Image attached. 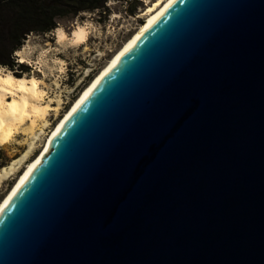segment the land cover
Masks as SVG:
<instances>
[{
    "label": "water",
    "instance_id": "1",
    "mask_svg": "<svg viewBox=\"0 0 264 264\" xmlns=\"http://www.w3.org/2000/svg\"><path fill=\"white\" fill-rule=\"evenodd\" d=\"M0 264H264V0H175L0 213Z\"/></svg>",
    "mask_w": 264,
    "mask_h": 264
},
{
    "label": "rangeland",
    "instance_id": "2",
    "mask_svg": "<svg viewBox=\"0 0 264 264\" xmlns=\"http://www.w3.org/2000/svg\"><path fill=\"white\" fill-rule=\"evenodd\" d=\"M140 1H142V4H137L135 1L125 3L112 0L106 5V10L84 12L76 18L61 20L58 27L66 31L67 35H71L77 25L86 26L89 36L81 45L68 42L64 48L58 46L55 37L56 30L48 34L31 33L26 37L20 49L23 50L28 45L29 48L32 47L29 61L27 59L25 63L20 62V56H17V52L14 54L17 60L16 63L24 65L28 69L23 70L19 66L8 68L0 65V68L11 70L19 76L35 75L45 82L48 97L55 100L61 98L62 100L59 115L56 116L52 113L49 117L50 125L45 128L43 133L40 132V139L36 141V146L30 159L23 164L20 171L12 176V181L5 182L4 186L2 185L0 202L12 188L18 176L27 167V163L40 153L48 135L57 125L59 119L70 108L84 88L109 63L113 55L138 30L142 21L138 18L139 15L145 10L147 5L156 0ZM131 9H134V13L130 11ZM48 43L51 44L50 47L47 46ZM44 51L48 52L44 58V62H46L44 63L45 67H42L43 72L41 73L38 71L40 68L35 62H37L40 53ZM32 61L35 62L33 63ZM26 151L27 149H24L16 160L22 158ZM13 162L14 160L12 161L8 156V152L0 148V167H9Z\"/></svg>",
    "mask_w": 264,
    "mask_h": 264
},
{
    "label": "bare ground",
    "instance_id": "3",
    "mask_svg": "<svg viewBox=\"0 0 264 264\" xmlns=\"http://www.w3.org/2000/svg\"><path fill=\"white\" fill-rule=\"evenodd\" d=\"M174 1L175 0H156L147 5L145 10L138 17L142 20L138 30L125 42L122 48L113 55L109 63L93 78L90 84L84 88L70 108L59 119L57 125L48 135L40 153L27 163V167L18 176L12 188L1 200L0 213L36 166L41 162L43 154L49 149L51 140L55 137L63 124L76 111L100 80ZM88 34V29L83 25H77L71 35H67L66 31L58 27L55 33L56 43L63 48L67 46L68 42L81 45L87 40ZM28 46L23 48V50L17 51V56L21 58L20 62L25 63L27 59L29 61L32 47L29 48ZM47 46L50 47L51 44L48 43ZM47 52L48 51L41 52L37 62L34 61L38 68H40L38 71L41 73L43 72L42 67L46 62H44V58ZM61 105V98L55 100L54 98L48 97L46 84L42 79L37 78L35 75L19 76L11 70L0 68V148L5 149L12 161L14 160L11 166L0 167V189L5 182L12 181V176L20 171L23 164L30 159L36 146L35 143L40 139V132L43 133L45 128L50 125L49 117L52 113L56 116L59 115ZM20 137H22V139H20ZM24 149H27L26 153L22 158L16 160Z\"/></svg>",
    "mask_w": 264,
    "mask_h": 264
},
{
    "label": "trees",
    "instance_id": "4",
    "mask_svg": "<svg viewBox=\"0 0 264 264\" xmlns=\"http://www.w3.org/2000/svg\"><path fill=\"white\" fill-rule=\"evenodd\" d=\"M112 0H0V65L16 66L14 54L21 49L31 33L48 34L58 28L61 20L76 18L84 12L106 10ZM129 3L140 0H113ZM134 13V9L130 10Z\"/></svg>",
    "mask_w": 264,
    "mask_h": 264
}]
</instances>
